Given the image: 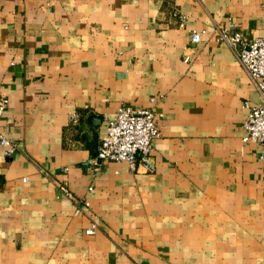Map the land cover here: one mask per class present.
<instances>
[{"label": "crops", "instance_id": "obj_1", "mask_svg": "<svg viewBox=\"0 0 264 264\" xmlns=\"http://www.w3.org/2000/svg\"><path fill=\"white\" fill-rule=\"evenodd\" d=\"M217 26L264 37V0H0V264H264L263 100ZM120 107L155 110L153 173L91 172Z\"/></svg>", "mask_w": 264, "mask_h": 264}, {"label": "built area", "instance_id": "obj_2", "mask_svg": "<svg viewBox=\"0 0 264 264\" xmlns=\"http://www.w3.org/2000/svg\"><path fill=\"white\" fill-rule=\"evenodd\" d=\"M60 0H49L51 3ZM179 27H184L186 18L173 12ZM203 32H192L191 44L201 41ZM212 35L217 43L225 44L232 51L242 70L248 76L255 90L263 100L262 105L251 106L247 104L248 114L243 122L244 135L241 138L243 144L252 142L260 146L262 153L259 156L264 159V37L247 39L241 32L231 28L213 27ZM154 103V100H151ZM7 108V100L0 96V121ZM78 122L75 115L71 116V123ZM160 137L156 123L155 110L149 108L120 107L115 115L107 119L104 135L100 138L99 146L94 158L90 160V170L95 173L102 164L109 162H121L127 164L129 170H136L138 160L143 164L147 173L154 172V166L150 163L153 143ZM0 147L3 155L10 157L15 152L14 144L0 131ZM60 194L70 198L71 192L65 186H59ZM92 188L88 189L91 192ZM87 209V200L81 202ZM95 226H91L85 233L93 234Z\"/></svg>", "mask_w": 264, "mask_h": 264}, {"label": "water", "instance_id": "obj_3", "mask_svg": "<svg viewBox=\"0 0 264 264\" xmlns=\"http://www.w3.org/2000/svg\"><path fill=\"white\" fill-rule=\"evenodd\" d=\"M88 122H89L91 125H93L94 127H97V125L100 124V119L97 118V117H95V116H90V117L88 118Z\"/></svg>", "mask_w": 264, "mask_h": 264}]
</instances>
